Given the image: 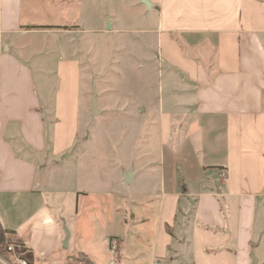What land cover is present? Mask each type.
Listing matches in <instances>:
<instances>
[{"label": "crops", "instance_id": "1", "mask_svg": "<svg viewBox=\"0 0 264 264\" xmlns=\"http://www.w3.org/2000/svg\"><path fill=\"white\" fill-rule=\"evenodd\" d=\"M82 1L0 0V249L21 244L34 264H264V0L150 1V126H128L129 162L106 180L82 160L96 158Z\"/></svg>", "mask_w": 264, "mask_h": 264}, {"label": "rangeland", "instance_id": "2", "mask_svg": "<svg viewBox=\"0 0 264 264\" xmlns=\"http://www.w3.org/2000/svg\"><path fill=\"white\" fill-rule=\"evenodd\" d=\"M150 1L155 0L82 1L79 28L83 38L78 57L85 86L83 138L85 149L93 150L96 158L92 161L87 152L82 158L85 164L81 163L94 168L100 163L103 180L115 174L114 164L120 167L129 162L126 146L132 135L127 136L128 126L135 131L138 125L139 134L143 126L149 130L150 123L141 122L149 112L147 102L156 100L159 69L151 44L153 34L148 30L157 19L155 5ZM110 22L112 27L108 28ZM92 89L101 111L94 116L89 115ZM135 145L142 147L138 141ZM150 148L157 150L154 143ZM122 170H118L119 179Z\"/></svg>", "mask_w": 264, "mask_h": 264}, {"label": "built area", "instance_id": "3", "mask_svg": "<svg viewBox=\"0 0 264 264\" xmlns=\"http://www.w3.org/2000/svg\"><path fill=\"white\" fill-rule=\"evenodd\" d=\"M113 244V248L115 247ZM26 248L15 242L4 243L0 249V262L2 264H34L25 256ZM110 264H117L115 259L110 261Z\"/></svg>", "mask_w": 264, "mask_h": 264}, {"label": "water", "instance_id": "4", "mask_svg": "<svg viewBox=\"0 0 264 264\" xmlns=\"http://www.w3.org/2000/svg\"><path fill=\"white\" fill-rule=\"evenodd\" d=\"M97 113H98V110L96 108V93L93 89L91 93V115L94 116Z\"/></svg>", "mask_w": 264, "mask_h": 264}]
</instances>
